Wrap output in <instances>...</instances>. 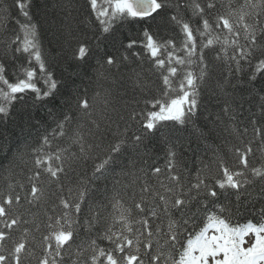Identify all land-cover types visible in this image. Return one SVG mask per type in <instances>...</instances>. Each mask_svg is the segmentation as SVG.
<instances>
[{"label": "snow or ice", "instance_id": "6c2138e0", "mask_svg": "<svg viewBox=\"0 0 264 264\" xmlns=\"http://www.w3.org/2000/svg\"><path fill=\"white\" fill-rule=\"evenodd\" d=\"M87 2L100 24L101 33L105 38L110 35L114 53L119 52L118 45L125 49L119 57L105 53L103 63L108 66H116L119 60L128 61L129 55L125 53L137 44L135 40L123 44L117 39L113 30L117 22L147 24L150 20L155 21L167 8L176 9L169 20L180 29L182 40L179 48L173 40L157 41L147 28L143 31L144 42L141 46L152 63L151 70L162 77L165 95L173 90V78L182 73L179 94L168 101L148 102L152 108L159 105V110L147 112L140 122V130L133 132L130 140L126 135L127 128L124 133H117L118 139L107 145L103 158L96 157L99 162L94 163L90 179H99L106 172L114 170L129 143L134 150L139 152L143 149L142 154L147 155L149 149L146 142L157 136L168 147L167 174L162 179L160 174L163 170L160 167L150 171L140 169L143 176L122 172V175L132 177L131 183L123 186L131 189L129 199L132 206L126 207L120 192L115 191L110 202L118 215L111 216V223L98 232L96 238H88L77 245L79 229L91 232L102 219H106L101 211L103 205L90 207V218L81 225V205L89 196L90 179L79 180L77 186L69 187L67 195H64L61 177L73 170V161L90 158L93 147H99L98 144L93 145L89 137H95L104 122H109L104 129L108 131L112 123L118 125V121L123 120V116L111 107L109 90L97 91L91 101L77 95L75 107L78 116L66 113L57 120L52 139L48 135L43 136L42 143L33 150L35 171L28 177L30 186L27 191L23 184H19L17 190V186L10 183L7 193H0V264H264V223L248 221L242 225H232L222 215L228 211L224 206H219L214 212L206 211L203 227L194 235L189 233L186 240L183 239L185 225L191 219L183 216L193 199L204 197L201 204L207 210L209 203H214L221 194L231 192L239 200L248 185L257 181L264 184V165L250 167L249 164V156L253 154L252 141L244 144L243 148L233 145L230 149L238 167L229 168L223 157L218 156L215 163L219 175L209 182V177L202 175V171L198 172L196 182L186 189L175 170V146L166 131L170 125L163 123L170 121L173 122L172 127H183L196 117L199 89L207 82L214 67L205 50L214 49L217 44L220 48L214 52L215 61L228 64L230 69L234 63L236 72L242 70V61L254 67L248 78L249 91L259 98L261 116L264 117V0H228L227 5L221 3L219 7L218 0H206L204 4L199 0ZM31 4L32 0H15V6L25 20L17 21L22 37L15 36L9 47L16 45L14 53L26 54L29 64L35 61L40 73L44 74L45 88L41 90L37 87L34 82L37 73L32 68L25 70L24 78L10 82L5 76V66L0 63V118H7L11 106L17 100L24 99L23 94L27 92L34 93L37 101H46L54 99L58 91L59 82L46 68L38 24L33 22L31 16ZM188 8H191L194 16L199 17L196 27L179 14L182 9ZM213 12L215 16L210 21L207 17ZM178 51L184 55H177ZM93 54V49L80 41L73 49L71 58L77 67H81ZM131 55L141 58L139 52H132ZM193 65H196L197 71L192 70ZM136 75L139 76V73ZM136 85L140 86L139 80ZM233 103L234 100L223 101L222 111L229 121L236 119ZM112 113L116 114V120ZM131 118L134 116L130 115ZM73 122L75 127L69 134V125ZM248 123L254 137L260 138L264 146V123L257 119H250ZM224 131L240 139L243 144L241 138L247 135L248 127L241 129L230 124L225 126ZM61 137H67L68 145L58 147L55 152L50 151L52 140ZM72 146H78L79 151H72ZM42 175L47 176L49 184L54 183L60 193L58 203L51 210L44 206L48 193L41 187ZM152 177L156 178V185L149 182ZM193 190L195 196L191 195ZM261 190L264 191V188ZM33 208L37 211H32ZM57 208L60 209L59 213ZM173 210L181 213L180 220L172 218ZM97 239L106 241L107 247H101ZM74 245L76 250L73 252Z\"/></svg>", "mask_w": 264, "mask_h": 264}, {"label": "trees", "instance_id": "16d2710c", "mask_svg": "<svg viewBox=\"0 0 264 264\" xmlns=\"http://www.w3.org/2000/svg\"><path fill=\"white\" fill-rule=\"evenodd\" d=\"M199 2L204 4L206 0ZM221 3L227 5L228 0H218L217 6L219 7ZM30 11L33 22L38 24L39 41L47 71L53 73L54 79L59 82L58 91L54 99L50 98L46 101H37L34 99V93L27 92L23 94L24 99L17 100L11 106L7 118H0V193H7L10 183L17 186V190H19L18 185L23 184L27 191L30 186L28 177L35 171L33 150L42 143L43 136L48 135L52 139L57 120L62 119L66 113L73 117L78 116L75 107L77 95L91 101L97 91L103 92L107 89L111 93V107L123 116V120H119L118 125L111 124L110 130H104L109 123L106 121L95 137H89V141L93 145L98 144L99 147H93L90 158L73 161V170H69L66 176L61 177L64 185L63 194L67 195L69 187L75 188L79 180L90 179L93 176L94 163L99 162L96 157L103 158L107 145L118 139L117 133H124L127 128L126 135L130 140L133 132L140 130V122L147 112L159 110V105L152 108L151 103L148 102L168 101L179 94L182 73H178L177 77L173 78V90L165 95L166 89L162 77L157 71L151 70L152 63L141 46L144 42V29L147 28L157 41H175L178 48L182 36L179 27L169 20L170 15L176 12V9L171 7L155 21L150 20L147 24L117 22L113 29L117 39L123 44L131 40L137 41V44L125 53L129 55L128 61L119 60L116 66H108L103 63L104 54H115L119 57L125 49L118 45L119 52L114 53L110 35L105 38L101 33L100 24L91 12L87 0H32ZM179 14L185 20H189L193 27L197 26L199 17L193 15L191 8L182 9ZM214 16L215 12L207 18L211 21ZM24 20L15 6V0H0V63L5 66V76L10 82L24 78L25 70L34 69L37 73L34 82L43 90L45 77L40 73L39 66L34 60L29 64L26 54L14 53L13 49L16 45L9 47L15 36L22 37L17 21L24 22ZM80 41L87 43L94 54L88 59L87 64L77 67L71 57L73 49ZM219 48L220 45L217 44L214 49L205 50L208 60L214 67L207 82L199 89V109L196 117L183 127L179 125L172 127L173 122H163L170 125L166 131L175 146V170L184 181L186 189L191 183L196 182L198 172L202 171V175L209 177V182L219 175L215 163L218 156L223 157L229 168L238 167L236 158L230 151L233 145L243 148L244 144L252 141L253 154L249 156L250 167L264 165V146L261 145L260 138L254 137L252 127L248 123L250 119L264 123L259 98L249 91L248 78L254 67H249L242 61V70L236 72L234 63L230 69L228 64L215 61L214 52ZM132 52H139L141 58L132 56ZM177 55L183 56L184 53L178 51ZM192 70L197 71L196 65L192 66ZM137 73L139 76L136 75ZM137 80L140 86L136 85ZM225 100H234L236 119L233 121H229L222 111ZM112 114L113 119L116 120V114ZM130 115L134 118L130 119ZM230 124H235L241 129L248 127L247 135L241 138L243 144L240 139L224 131L225 126ZM74 127L75 122L69 125V134ZM68 143L67 137L52 140L50 151L55 152L58 147L63 148ZM146 144L149 149L147 155L142 154L143 149L139 152L134 150L129 143L114 166V170L106 172L99 179H90L89 196L81 205L80 224L83 225L84 221L90 218V207L94 208L101 204L103 205L101 211L106 219H102L91 232H85L83 228L79 229L76 236L77 245L88 238H96L97 233L111 223V216L118 215L110 202L115 191L120 192L126 207L132 206V201L129 199L131 189L123 187L131 183L132 177L122 175V172L143 176L140 169L150 171L154 167H160L163 170L160 174L161 178L166 176L168 147L165 142L157 136ZM72 151L78 152V146H72ZM149 182L157 184L155 177ZM41 187H44L48 193L44 206L51 210L58 203L60 193L54 183L49 184V178L45 175L41 176ZM262 188L264 184L259 181L248 185L239 200L231 192L221 194L214 203H209L207 210L201 204L204 197L193 199L183 216L185 219L191 218L189 224L185 225L186 232L183 239L186 240L189 233L194 235L203 227L206 211H217L219 206L228 209L222 215L227 217L232 225H242L248 221L264 223ZM138 190L137 187V192ZM21 195H24V192H21ZM191 195H196L194 190ZM32 211L37 209L33 208ZM56 211L59 213L60 209L57 208ZM172 218L180 220L181 213L173 210ZM164 226L165 228L167 226L166 218ZM97 243L101 247H107V242L104 240L97 239ZM75 250L74 245L73 252Z\"/></svg>", "mask_w": 264, "mask_h": 264}, {"label": "bare ground", "instance_id": "6f19581e", "mask_svg": "<svg viewBox=\"0 0 264 264\" xmlns=\"http://www.w3.org/2000/svg\"><path fill=\"white\" fill-rule=\"evenodd\" d=\"M179 38V37H178Z\"/></svg>", "mask_w": 264, "mask_h": 264}]
</instances>
